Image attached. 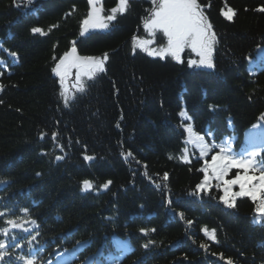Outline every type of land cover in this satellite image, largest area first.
<instances>
[{"label":"trees","instance_id":"trees-1","mask_svg":"<svg viewBox=\"0 0 264 264\" xmlns=\"http://www.w3.org/2000/svg\"><path fill=\"white\" fill-rule=\"evenodd\" d=\"M100 2L108 13L118 0ZM200 2L210 4L204 11L217 37L213 69L133 54L132 38H149L143 21L151 0H130L109 29L85 36L88 0H0V211L17 218L27 208L40 226L31 245L29 233L12 230L23 245L13 249L17 255L31 248L39 264H264V221L254 204L237 197L227 208L216 181L197 191L204 159L187 145L185 130L189 123L210 133L206 140L230 139L235 152L254 137L262 142L264 0ZM227 7L236 11L232 21L221 14ZM73 41L80 56L109 58L106 71L65 107L52 68ZM85 179L96 190L82 191ZM108 180V189L99 187ZM204 227L216 230V241ZM142 228L156 231L145 236ZM149 239L156 243L145 249Z\"/></svg>","mask_w":264,"mask_h":264},{"label":"snow or ice","instance_id":"snow-or-ice-1","mask_svg":"<svg viewBox=\"0 0 264 264\" xmlns=\"http://www.w3.org/2000/svg\"><path fill=\"white\" fill-rule=\"evenodd\" d=\"M33 0H27V4H32ZM90 11L87 17L83 19L81 24L80 35L85 36L94 29H109L113 21L117 19L118 15H124L130 8V0H118L115 7L111 8L107 14L100 0H88ZM152 8L149 9V15L144 18L143 27L148 34V39H143L134 36L132 38V50L135 54L136 49L146 52L149 56L166 59L171 57L178 63H183L182 54L186 49L194 53L199 59H189L187 61L189 67H203L208 69L215 68L213 61L214 46L217 43L216 33L213 31V26L209 22L205 14V7L200 0H151ZM19 6V5H17ZM264 12V8L258 9ZM225 19L232 21L236 15V11L230 7L227 10H222L221 13ZM33 33L46 35L44 29L34 27L31 29ZM157 34L159 35L160 45L153 47L157 43ZM16 56L15 52L11 53ZM108 53H104L102 57L80 56L77 54L76 42H72L71 51L65 52L59 62L52 68V72L59 77L61 92L60 96L63 98L65 107H68L70 102L76 99L75 93H84L87 91L89 85L88 81L94 80L98 74L104 73L105 63L108 60ZM55 60L56 57H53ZM76 70L75 81L72 85L75 88V93H70L69 86L66 84L68 77L72 70ZM86 77V80L83 79ZM4 90V85L0 84V91ZM2 103V101H0ZM181 116L190 120L185 113ZM264 120V117H261ZM119 127V125H117ZM261 132L264 133V125L260 126ZM189 134V139L186 143L193 144L198 150L201 158H204V166L199 169L204 173L203 180L197 185L198 192H208V187L212 180L216 181L215 187L222 189L223 195L220 200L227 208L236 207L237 197H247L254 204V212L259 221H264V137L262 142L257 144L255 137L251 142V146L241 152H235L232 148V141L227 139L220 143L215 140H206L205 136H210V133L204 135L195 132L191 126L185 129ZM44 135H47L46 133ZM57 134H52V139L56 140ZM43 139V135L41 136ZM63 151V146H60ZM187 147L184 149L181 158L185 162L187 160ZM212 153L210 161L207 159ZM123 154V153H122ZM131 156V153H127ZM56 160H62L63 156H56ZM95 157L86 155L85 160H93ZM172 158L171 156L169 157ZM238 169L235 174L226 179L232 170ZM239 169H243L240 171ZM251 173V174H250ZM40 175V173H37ZM168 179V174L164 173L163 180ZM255 180V182H253ZM6 181L0 179V184H5ZM112 184L108 180L100 185L103 189H108ZM239 187V191H233V186ZM159 186V185H158ZM97 185L92 180L85 179L81 182V190L84 192L96 190ZM195 194V193H192ZM172 203L171 200L168 201ZM24 216L12 218L5 211H0V217L5 218L4 224L7 227L0 228V235L6 239H0V264H16L17 261H22L23 264H39L35 255H32V249H29L28 255H17L13 249L23 245L18 243V234L12 230H20L23 233H29L31 239L27 240L29 245L37 239L40 235L39 224L36 220L29 217V210L22 209ZM183 219V212L179 213ZM256 222V220H254ZM189 226L191 221H187ZM31 225V227H25ZM33 228L37 229L35 234H32ZM203 232L212 241H216V230H209L204 227ZM140 231L147 236L149 232H155L156 229H140ZM156 242L149 239L143 247L145 249L154 245ZM200 247L207 251V245L202 243ZM220 260H225L223 254L219 257ZM225 264H233V260L228 258Z\"/></svg>","mask_w":264,"mask_h":264},{"label":"rangeland","instance_id":"rangeland-1","mask_svg":"<svg viewBox=\"0 0 264 264\" xmlns=\"http://www.w3.org/2000/svg\"><path fill=\"white\" fill-rule=\"evenodd\" d=\"M117 5V4H116ZM105 14H107L106 13V9H105ZM95 31H106L105 29H94V30H92V31H90V32H95ZM159 35L160 34H157V43L155 44V45H153V47H157V46H159L160 45V40H159ZM146 39H148V38H146ZM186 51H188V49H186L185 50V52L182 54V59H183V61H184V59H199L194 53H193V55H194V57H186L185 56V54H186ZM190 51V50H189ZM191 52V51H190ZM185 56V57H184ZM154 57V56H153ZM156 58H159V57H156ZM168 58H171V57H168ZM74 71H72V73H71V75L68 77V79H67V81H66V84L69 86V89H70V93H75V88H73L72 87V85H74L75 83H76V81H75V76H76V71L73 73ZM83 79H85L86 80V77L85 78H83ZM185 119V118H184ZM188 126H190V124L189 123H187L186 125H185V127H188ZM187 140L186 141H188V139H189V134H188V132H187ZM188 144V143H187ZM190 145H193V144H191V143H189ZM194 146V145H193ZM195 147V146H194ZM198 150V149H197ZM198 152H199V150H198ZM210 155V154H209ZM207 159L210 161V159H209V156L207 157ZM234 169H236V168H234ZM235 174V172H231L230 174H229V176L228 177H226V179H230L233 175ZM212 183L213 182H215V180H212L211 181ZM211 184V183H210Z\"/></svg>","mask_w":264,"mask_h":264},{"label":"bare ground","instance_id":"bare-ground-1","mask_svg":"<svg viewBox=\"0 0 264 264\" xmlns=\"http://www.w3.org/2000/svg\"><path fill=\"white\" fill-rule=\"evenodd\" d=\"M75 69H73L72 71H74ZM211 185V184H210Z\"/></svg>","mask_w":264,"mask_h":264},{"label":"water","instance_id":"water-1","mask_svg":"<svg viewBox=\"0 0 264 264\" xmlns=\"http://www.w3.org/2000/svg\"><path fill=\"white\" fill-rule=\"evenodd\" d=\"M78 54V53H77Z\"/></svg>","mask_w":264,"mask_h":264}]
</instances>
